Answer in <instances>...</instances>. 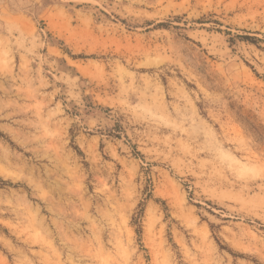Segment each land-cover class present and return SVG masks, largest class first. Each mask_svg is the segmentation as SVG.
Wrapping results in <instances>:
<instances>
[{"label": "rangeland", "instance_id": "374dc122", "mask_svg": "<svg viewBox=\"0 0 264 264\" xmlns=\"http://www.w3.org/2000/svg\"><path fill=\"white\" fill-rule=\"evenodd\" d=\"M0 264H264V0H0Z\"/></svg>", "mask_w": 264, "mask_h": 264}, {"label": "trees", "instance_id": "16d2710c", "mask_svg": "<svg viewBox=\"0 0 264 264\" xmlns=\"http://www.w3.org/2000/svg\"><path fill=\"white\" fill-rule=\"evenodd\" d=\"M168 24L169 23H162V24L158 25V27L159 28H167L169 26ZM242 38H243V40H245L251 44H254V45L258 44V40L255 38H252V37H242ZM143 215H144V204L142 203L139 206L138 212L135 214V216L133 218V226L137 227L136 233L139 235L142 233L140 223H141V220L143 218Z\"/></svg>", "mask_w": 264, "mask_h": 264}]
</instances>
